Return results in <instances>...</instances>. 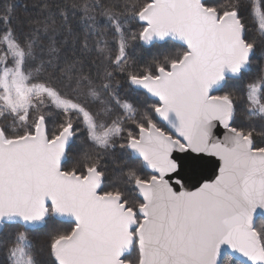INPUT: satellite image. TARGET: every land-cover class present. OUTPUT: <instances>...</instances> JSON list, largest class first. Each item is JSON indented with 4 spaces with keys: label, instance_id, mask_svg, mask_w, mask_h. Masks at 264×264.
I'll use <instances>...</instances> for the list:
<instances>
[{
    "label": "snow or ice",
    "instance_id": "snow-or-ice-1",
    "mask_svg": "<svg viewBox=\"0 0 264 264\" xmlns=\"http://www.w3.org/2000/svg\"><path fill=\"white\" fill-rule=\"evenodd\" d=\"M205 154L214 179L185 187ZM0 254L264 264V0H0Z\"/></svg>",
    "mask_w": 264,
    "mask_h": 264
},
{
    "label": "trees",
    "instance_id": "trees-1",
    "mask_svg": "<svg viewBox=\"0 0 264 264\" xmlns=\"http://www.w3.org/2000/svg\"><path fill=\"white\" fill-rule=\"evenodd\" d=\"M208 2L213 3L214 0H208ZM221 2L227 3L228 0H221ZM155 43L159 45V48H154L151 45L148 46L145 45L141 48L130 50L129 56L136 59L139 62H145L151 59L153 55H156L158 52L162 53L170 47L169 44H165L164 42H155ZM172 43L176 44V46H182V44L175 41H173ZM119 91L122 98L126 99L127 102H129L130 104H132L134 107L137 108H142L147 104H151L155 102V99L145 95L142 90L137 89L134 86H129L127 83L123 82V80L121 81ZM248 120H251L252 122L259 124L258 118L248 117L245 112L244 106L243 105L239 106L237 109V122L244 123ZM79 142H80V138L78 137L73 147H78ZM111 166H112L111 162H109V167ZM142 174L147 176V175H151L152 173L148 171L146 168H144L142 170ZM132 195H135V193H132ZM259 218L260 217H258L257 219ZM45 231L46 230L43 229L41 226L30 229V232L33 233L37 239H42ZM135 254L136 253L134 249L130 250L128 253L129 256H135ZM0 258H2V254H0Z\"/></svg>",
    "mask_w": 264,
    "mask_h": 264
},
{
    "label": "water",
    "instance_id": "water-1",
    "mask_svg": "<svg viewBox=\"0 0 264 264\" xmlns=\"http://www.w3.org/2000/svg\"><path fill=\"white\" fill-rule=\"evenodd\" d=\"M175 42L182 44V42L179 40H176ZM137 89H139V88H137ZM140 90H142V89H140ZM213 90H215V89H213ZM148 97H150V96H148ZM150 98H153V97H150ZM153 99H155V98H153ZM216 135L218 137L222 138L223 137V129L221 128L218 132H216ZM175 155L183 158L186 163L191 159L190 157L185 156V154L180 152L179 150H176ZM192 155H196V154H192ZM197 164H198L197 175L195 177H188L185 180V187L190 188L192 183H195V180L200 179L201 177L203 179H214L215 174L218 172V169H219L218 158L215 156L207 155V154H205L204 159L201 161H198ZM146 169L152 173V171L150 169H148V168H146ZM203 179H201V182H203ZM260 216H261V213L258 211L257 212V218ZM66 220H70V218H66ZM38 226L39 225H37L36 227H38ZM239 259L242 260L243 258L239 257Z\"/></svg>",
    "mask_w": 264,
    "mask_h": 264
},
{
    "label": "rangeland",
    "instance_id": "rangeland-1",
    "mask_svg": "<svg viewBox=\"0 0 264 264\" xmlns=\"http://www.w3.org/2000/svg\"><path fill=\"white\" fill-rule=\"evenodd\" d=\"M146 46H148V45H146Z\"/></svg>",
    "mask_w": 264,
    "mask_h": 264
}]
</instances>
